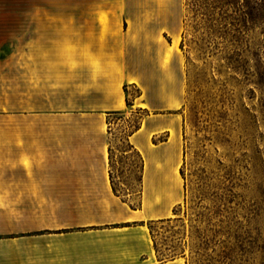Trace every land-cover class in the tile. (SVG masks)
<instances>
[{
    "label": "crops",
    "instance_id": "crops-1",
    "mask_svg": "<svg viewBox=\"0 0 264 264\" xmlns=\"http://www.w3.org/2000/svg\"><path fill=\"white\" fill-rule=\"evenodd\" d=\"M181 33L172 1L0 0V52L24 68L0 82V264H155L148 223L185 195L182 77L164 65ZM126 109L146 112L135 207L111 175L107 119Z\"/></svg>",
    "mask_w": 264,
    "mask_h": 264
},
{
    "label": "rangeland",
    "instance_id": "rangeland-1",
    "mask_svg": "<svg viewBox=\"0 0 264 264\" xmlns=\"http://www.w3.org/2000/svg\"><path fill=\"white\" fill-rule=\"evenodd\" d=\"M171 1L182 33L164 65H178L182 77L179 172L184 166L189 188L171 217L148 223L152 261L264 264V2L162 0V6ZM174 49L179 58L171 62ZM21 54L0 52V82L23 72ZM140 91L131 86L127 96ZM145 114L126 109L107 119L111 175L133 207L141 201L142 157L128 139Z\"/></svg>",
    "mask_w": 264,
    "mask_h": 264
},
{
    "label": "trees",
    "instance_id": "trees-1",
    "mask_svg": "<svg viewBox=\"0 0 264 264\" xmlns=\"http://www.w3.org/2000/svg\"><path fill=\"white\" fill-rule=\"evenodd\" d=\"M262 2H264V0H262ZM258 3V5H259V2H257ZM263 5V4H262ZM257 8V7H256ZM257 9H259V8H257ZM128 89H129V87L126 85L125 86V91H126V93H128ZM127 102H128V104H132V101H131V99L127 96ZM114 112H118V111H114ZM113 113V112H112ZM140 126V125H139ZM139 126H137L136 127V129L139 127ZM131 146V145H130ZM110 159H112V146H110ZM142 167H143V164H142ZM180 172H181V175L183 176V178L185 179V184H184V188H185V197H187V191H188V188H189V186H188V182H187V180H186V175H185V170H184V166H182L181 167V169H180ZM113 177V176H112ZM114 190H115V192L117 193V190H116V187H115V184H114ZM176 210V209H175Z\"/></svg>",
    "mask_w": 264,
    "mask_h": 264
},
{
    "label": "bare ground",
    "instance_id": "bare-ground-1",
    "mask_svg": "<svg viewBox=\"0 0 264 264\" xmlns=\"http://www.w3.org/2000/svg\"><path fill=\"white\" fill-rule=\"evenodd\" d=\"M168 58V57H167ZM179 165H180V161L177 163L176 167H175V174L176 175H181L179 172ZM181 178V177H180Z\"/></svg>",
    "mask_w": 264,
    "mask_h": 264
}]
</instances>
